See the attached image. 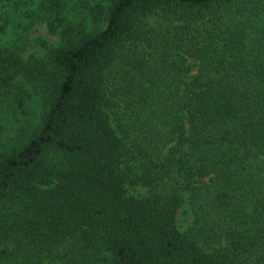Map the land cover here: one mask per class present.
I'll list each match as a JSON object with an SVG mask.
<instances>
[{"label":"trees","instance_id":"trees-1","mask_svg":"<svg viewBox=\"0 0 264 264\" xmlns=\"http://www.w3.org/2000/svg\"><path fill=\"white\" fill-rule=\"evenodd\" d=\"M0 264H264V0H0Z\"/></svg>","mask_w":264,"mask_h":264},{"label":"rangeland","instance_id":"rangeland-1","mask_svg":"<svg viewBox=\"0 0 264 264\" xmlns=\"http://www.w3.org/2000/svg\"><path fill=\"white\" fill-rule=\"evenodd\" d=\"M90 1H97V0H90ZM67 15L76 24L82 23L85 24L87 27L92 26V18L86 16L84 13H80L77 6L70 7V10L67 13ZM25 18L26 20H24ZM16 21H18L17 18ZM20 21L21 23L24 22L25 25L27 26L26 30L23 31V33H25V37L27 41H29V45H30V47L27 49V52L24 53V57H27L29 55H34L35 57H41L44 54L43 47L41 46L42 42H47L53 46L59 43L58 37L53 36L49 33L46 24L41 23L31 13L27 17L22 16ZM12 39H15V34L12 35ZM34 101H36V99ZM37 112H38V108L36 110V113ZM185 218L186 217L182 214V212L179 213V225L183 231L188 226V222H186Z\"/></svg>","mask_w":264,"mask_h":264}]
</instances>
